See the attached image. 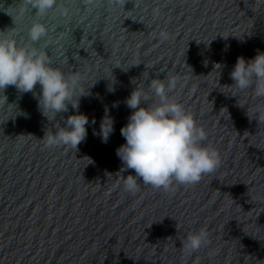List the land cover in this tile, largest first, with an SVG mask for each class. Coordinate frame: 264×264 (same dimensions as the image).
I'll use <instances>...</instances> for the list:
<instances>
[{"label":"water","instance_id":"95a60500","mask_svg":"<svg viewBox=\"0 0 264 264\" xmlns=\"http://www.w3.org/2000/svg\"><path fill=\"white\" fill-rule=\"evenodd\" d=\"M36 21L47 35L35 46L53 67L78 73L85 95L73 97L78 110L69 104L49 120L39 84L36 95L0 91V264H264V123L253 116L264 101L225 86L239 56L264 51V0H57L42 16L26 0H0V31L18 44L31 43ZM169 77L170 95L206 130L221 165L195 185L164 190L138 179L130 193L124 179L135 172L119 173L116 154L133 111L125 100L136 85L147 91ZM75 114L89 120L78 151L46 147V132ZM200 228L210 244L184 252Z\"/></svg>","mask_w":264,"mask_h":264},{"label":"clouds","instance_id":"9594fccd","mask_svg":"<svg viewBox=\"0 0 264 264\" xmlns=\"http://www.w3.org/2000/svg\"><path fill=\"white\" fill-rule=\"evenodd\" d=\"M86 2L91 3L92 0ZM26 3L35 9L36 16H42L54 8L57 0H26ZM109 3L124 7L126 0H109ZM7 32L0 31V91L15 86L21 93L33 92L36 95L34 90L39 84V107L48 119L49 112L53 120L58 113L67 112L69 104L78 110L79 98L85 95L81 90L82 77L75 72L65 74L58 67H53L46 49L35 46L46 37V26L39 21L34 22L28 29L31 43L24 45L18 44L13 36L6 35ZM168 38L167 33H161V39ZM215 68L220 69L221 65L216 64ZM230 78L234 83L225 86L264 101V51H257L253 58L247 60L239 56ZM176 85L174 77L152 79L147 91L136 85L125 100L133 111L128 123L121 128L126 143L117 149L116 154L123 165L119 173L128 169L135 172V175L130 174L124 179V188L130 193L138 191V179L145 185L164 190L173 183L195 185L204 176L215 173L221 165L218 150L204 143L206 130L197 124L191 110L170 95ZM78 91L80 95L74 104L72 100ZM109 91L113 89L110 87ZM6 99L4 96V104ZM253 116L258 124L264 123V103L255 107ZM88 123L84 114L69 116L65 127L57 126L55 133L46 132L43 138L45 146H64L78 151V145L87 136L85 126ZM112 125V119L106 116L101 124V137L105 143L113 132ZM181 243L183 251L192 254L210 244L209 233L206 228H200L187 234Z\"/></svg>","mask_w":264,"mask_h":264}]
</instances>
